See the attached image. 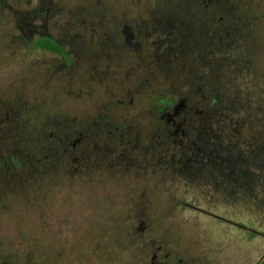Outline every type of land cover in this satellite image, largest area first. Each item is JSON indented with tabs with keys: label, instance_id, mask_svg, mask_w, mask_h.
Here are the masks:
<instances>
[{
	"label": "flooded vegetation",
	"instance_id": "af4514ba",
	"mask_svg": "<svg viewBox=\"0 0 264 264\" xmlns=\"http://www.w3.org/2000/svg\"><path fill=\"white\" fill-rule=\"evenodd\" d=\"M28 4L22 21L0 19L16 45L18 70L0 83V196L10 185L21 188L25 210L44 226L50 219L77 220V214L94 213V206L112 204L122 220H137L136 232L142 235L150 229L147 220L172 216L165 208L158 211L162 202L172 200L159 197V186L197 185L191 179L197 167L200 175L218 176L209 187L222 186L216 166L221 160L208 167L199 162L203 149L192 151L217 101L221 62L215 55L216 37L207 29L225 22L224 0ZM62 10L70 12V19L61 18ZM8 23L12 25L5 30ZM192 26L205 31L196 35ZM8 108L24 109L28 122L38 118L44 123L36 127L44 138L39 163L21 165L18 148L7 143L10 137L23 138L20 113ZM95 140H103V146ZM95 156L102 168L97 175L90 163ZM35 176L41 185H31ZM96 188H103L102 201L96 200ZM79 189L87 192L86 202ZM140 205L143 209L137 210ZM46 232L53 240L44 245ZM59 233L44 227L25 234L34 237V245L56 250ZM142 250L150 252L151 264L216 263L210 253L201 261L171 256L166 245L154 242L141 243ZM257 264H264V253Z\"/></svg>",
	"mask_w": 264,
	"mask_h": 264
},
{
	"label": "rangeland",
	"instance_id": "374dc122",
	"mask_svg": "<svg viewBox=\"0 0 264 264\" xmlns=\"http://www.w3.org/2000/svg\"><path fill=\"white\" fill-rule=\"evenodd\" d=\"M41 1L45 0H0V19L22 21L27 13L24 5L30 2L28 5L35 8ZM51 2L69 5L71 0ZM224 2L228 5L222 12L225 22L219 28L207 29L216 37L213 40L218 49L215 55L221 62L220 85L214 92L217 101L207 114L206 130L200 139L196 138L192 153L203 149L206 154L199 162H206L208 167L215 165L214 159L221 160L223 165L236 159L252 168L235 165L233 174L223 173L221 190L209 187L215 172L212 178L205 177L202 171L200 175L199 167L197 173H193L197 185L159 186V197H168L172 203L162 202L158 211L165 208L172 216L147 220L150 229L142 235L136 232L137 220H122V214L116 212L112 204L104 209L94 206V213L77 214V220L50 219L44 226L42 220L35 221L28 209L25 210L27 205L21 188L12 189L10 185L8 192L0 196V264H151L150 252L138 251V246L147 242L164 244L171 256L185 259L201 261L210 253L215 264H257L260 261L264 253V172L257 169H264V0ZM10 3L12 6L5 9ZM59 14L62 19L71 17L68 11L62 10ZM11 25L8 23L4 29ZM1 26L3 23H0V83H6L18 72L14 56L16 45ZM190 31L200 35L205 29L192 26ZM8 110L20 113L17 124L23 138L10 137L7 143L18 148L16 154L21 165L39 163L44 138L41 139L40 128L36 127L44 123L38 118L28 122L24 109ZM95 143L102 147L104 142L95 140ZM248 147L252 148V155ZM96 158L91 157L90 163L96 166L97 175L102 168L97 166ZM161 162L166 164L164 160ZM31 181L34 182L31 185H41L38 176ZM78 196L84 202L88 197L84 189H79ZM95 197L98 202L102 201L103 188H96ZM178 199H184L194 208L182 207ZM142 206L136 209L141 210ZM44 227L53 233L61 231L56 250L34 245V237L25 234ZM50 236L46 232L41 242L46 245L49 239L53 240Z\"/></svg>",
	"mask_w": 264,
	"mask_h": 264
},
{
	"label": "trees",
	"instance_id": "16d2710c",
	"mask_svg": "<svg viewBox=\"0 0 264 264\" xmlns=\"http://www.w3.org/2000/svg\"><path fill=\"white\" fill-rule=\"evenodd\" d=\"M247 150L250 152V154L252 155V152H253V150H252V148L250 147H248L247 148ZM252 151V152H251ZM257 152V151H256ZM259 152V151H258ZM262 153V151H260L259 152V154H261ZM216 164H219V165H216L218 168H220V169H218L217 168V170H219V171H221L222 173L221 174H223V173H226V172H229L227 175L229 176V175H231V174H233L234 173V170L232 169V168H234V166L235 165H237V166H239V167H241V166H249L250 168H252L251 167V165H249V164H245V163H243L241 160H239V161H236V159L234 160V162H232V163H224V165H223V163H219V162H216ZM220 166V167H219ZM226 167V168H225ZM257 170H261L262 172H264V169L263 168H261V169H257ZM224 177V175H221V180L222 179H224L223 178ZM191 179H193V178H191ZM213 179H218V176L217 175H215L214 174V178ZM203 186V185H202ZM222 187V186H221ZM221 187H216L215 185H212V186H210V188H213V190H221ZM231 202V201H230ZM188 205H182V207H187L188 209H192V208H194V206L193 205H191V204H189V203H187Z\"/></svg>",
	"mask_w": 264,
	"mask_h": 264
}]
</instances>
